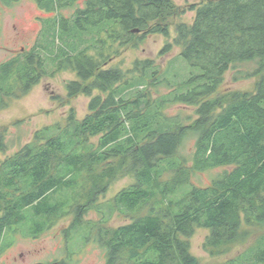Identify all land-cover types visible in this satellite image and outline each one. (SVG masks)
<instances>
[{
    "label": "trees",
    "instance_id": "obj_1",
    "mask_svg": "<svg viewBox=\"0 0 264 264\" xmlns=\"http://www.w3.org/2000/svg\"><path fill=\"white\" fill-rule=\"evenodd\" d=\"M33 1L52 15L31 50L0 64V110L63 70L78 76L68 98L90 101L83 118L72 109L11 154L0 129V254L17 233L38 237L73 215L72 229H89L87 239L96 231L106 264H201L190 243L198 228L209 230L212 257L240 247L217 264H264V0ZM189 11L193 21L175 23L172 37L173 18ZM157 34L169 39L161 56L179 49L166 69L154 58L111 64ZM179 56L191 71L174 80ZM245 62L255 66L235 79L258 77L255 90H221ZM176 105L194 112L171 113ZM216 170L207 185L193 181ZM126 176L134 182L101 204ZM93 209L100 219L86 221ZM116 214L130 221L109 226Z\"/></svg>",
    "mask_w": 264,
    "mask_h": 264
},
{
    "label": "rangeland",
    "instance_id": "obj_2",
    "mask_svg": "<svg viewBox=\"0 0 264 264\" xmlns=\"http://www.w3.org/2000/svg\"><path fill=\"white\" fill-rule=\"evenodd\" d=\"M181 7H187L192 3L202 0H173ZM69 14L70 11H64ZM52 13L42 10L33 0H20L12 5L0 2V19L2 27L0 31V64L18 54L19 52L31 50L39 40L42 18L51 16ZM196 11H189L182 16L173 18L171 27L172 37L175 35V23L192 22ZM169 39L161 34L151 35L137 47H128L123 54L112 61V65H120L126 69L131 67L138 58H154L157 63L167 68L170 60L177 57L179 49L161 56L160 50ZM172 40V39H170ZM253 62L238 63L225 77L221 86L223 91H254L258 77L235 79L240 70H251ZM191 69L182 58L172 63L170 75L174 80H182L189 75ZM77 73L63 70L53 76L44 77L27 94L19 98H9L7 107L0 110V129L8 130L6 135L9 141V154L15 152L25 143L32 140L36 130L45 125L61 122L64 124L70 111L74 109L77 118L81 119L88 113L89 96L79 95L68 98L67 83L77 79ZM162 92L168 90L163 88ZM180 109L194 112V109L183 108L176 105L171 108V113ZM17 121L20 123L17 124ZM194 140H189L184 153L193 151ZM219 170L199 173L193 177V181L207 185ZM134 182L131 176H126L114 181L107 191L100 195L99 202L112 199L121 189ZM86 221L97 222L99 213L93 209L85 216ZM73 215H67L56 222V224L43 232L38 237H30L17 233L12 244L0 254V264H51L61 261L64 264H106V253L94 237L95 230H91L92 236L87 239L86 228L72 229ZM129 217L116 214L110 221L109 226L118 227L129 222ZM209 230L198 228L190 239L191 251L200 260L201 264H217L234 256L240 249L239 246L232 249L228 254L212 257L205 248L204 242Z\"/></svg>",
    "mask_w": 264,
    "mask_h": 264
},
{
    "label": "flooded vegetation",
    "instance_id": "obj_3",
    "mask_svg": "<svg viewBox=\"0 0 264 264\" xmlns=\"http://www.w3.org/2000/svg\"><path fill=\"white\" fill-rule=\"evenodd\" d=\"M56 262H58V264H64L63 262H61V261H56Z\"/></svg>",
    "mask_w": 264,
    "mask_h": 264
},
{
    "label": "water",
    "instance_id": "obj_4",
    "mask_svg": "<svg viewBox=\"0 0 264 264\" xmlns=\"http://www.w3.org/2000/svg\"><path fill=\"white\" fill-rule=\"evenodd\" d=\"M51 264H58V262H53V263H51Z\"/></svg>",
    "mask_w": 264,
    "mask_h": 264
}]
</instances>
